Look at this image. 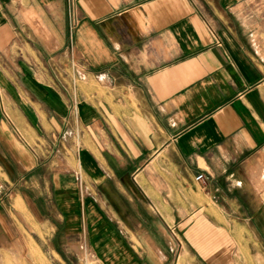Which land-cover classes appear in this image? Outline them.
Wrapping results in <instances>:
<instances>
[{
	"label": "crops",
	"instance_id": "crops-1",
	"mask_svg": "<svg viewBox=\"0 0 264 264\" xmlns=\"http://www.w3.org/2000/svg\"><path fill=\"white\" fill-rule=\"evenodd\" d=\"M9 257L264 264V0H0Z\"/></svg>",
	"mask_w": 264,
	"mask_h": 264
},
{
	"label": "rangeland",
	"instance_id": "rangeland-1",
	"mask_svg": "<svg viewBox=\"0 0 264 264\" xmlns=\"http://www.w3.org/2000/svg\"><path fill=\"white\" fill-rule=\"evenodd\" d=\"M28 259L27 257H9V258H0V264H50V259L41 257L36 259ZM46 262V263H45Z\"/></svg>",
	"mask_w": 264,
	"mask_h": 264
},
{
	"label": "built area",
	"instance_id": "built-area-1",
	"mask_svg": "<svg viewBox=\"0 0 264 264\" xmlns=\"http://www.w3.org/2000/svg\"><path fill=\"white\" fill-rule=\"evenodd\" d=\"M195 179H196L197 181H199V180H203V176H202L201 174H198V175L195 177Z\"/></svg>",
	"mask_w": 264,
	"mask_h": 264
},
{
	"label": "bare ground",
	"instance_id": "bare-ground-1",
	"mask_svg": "<svg viewBox=\"0 0 264 264\" xmlns=\"http://www.w3.org/2000/svg\"><path fill=\"white\" fill-rule=\"evenodd\" d=\"M46 263V262H45Z\"/></svg>",
	"mask_w": 264,
	"mask_h": 264
}]
</instances>
